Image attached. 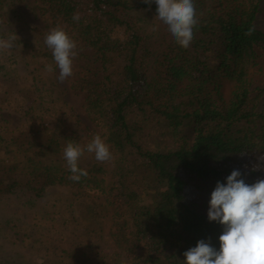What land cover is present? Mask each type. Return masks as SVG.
I'll list each match as a JSON object with an SVG mask.
<instances>
[{
    "label": "trees",
    "instance_id": "1",
    "mask_svg": "<svg viewBox=\"0 0 264 264\" xmlns=\"http://www.w3.org/2000/svg\"><path fill=\"white\" fill-rule=\"evenodd\" d=\"M38 1L77 39L76 58L89 75L73 88L84 93L90 120L118 157L100 162L83 154L78 164L88 175L73 181L64 149L90 141L79 134H35L29 147L40 150L6 171L0 197L17 189L40 194L46 185L65 182L97 193L87 197L78 222L83 229L70 243L76 248L58 250L68 258L64 264H184L183 253L199 240L218 249L223 226L207 218L217 181L225 183L233 170L249 185L264 179V87L250 77L257 49L264 47V31L255 25L260 0H193L197 24L187 48L166 24L163 36L151 37L133 18L142 10L156 14L155 2ZM118 27L127 41L113 35ZM124 50L126 61L118 65ZM223 80L233 82L228 98ZM153 129L167 138L145 149L139 136ZM126 153L134 160L126 162ZM101 206L114 220L111 254L94 243L101 236ZM90 252L95 255L87 260Z\"/></svg>",
    "mask_w": 264,
    "mask_h": 264
},
{
    "label": "rangeland",
    "instance_id": "2",
    "mask_svg": "<svg viewBox=\"0 0 264 264\" xmlns=\"http://www.w3.org/2000/svg\"><path fill=\"white\" fill-rule=\"evenodd\" d=\"M126 1L135 4L144 0ZM259 9L255 25L264 31V0H260ZM132 15L151 37L165 34L163 22L155 13L142 10ZM57 27L75 41L76 51L78 43L73 33L64 24L52 21L38 0H3L0 4V38L17 35L14 47L0 51V180L6 177L7 170L25 164L26 157L40 150L38 145L29 147L35 134L44 137L53 133L79 134L90 142L98 135L99 127L90 120L85 109L84 93L73 88L89 71L84 70L75 56L72 76L63 82L58 79L59 69L44 42L46 35ZM113 35L127 41L124 27L116 28ZM257 52L258 64L251 68L250 77L254 85L264 87V47ZM126 55L125 50L120 53L118 65L125 63ZM49 64L54 69L51 73L46 71ZM222 83V93L228 98L233 82L223 80ZM159 132L153 129L139 136L145 149H156L164 144L167 135L161 136ZM42 140L39 138L38 142ZM84 154L89 161L94 155L87 151ZM124 160L131 162L134 155L126 153ZM86 161L81 160L80 164ZM87 197L96 198L97 193L79 182L46 185L40 194L27 195L20 189L3 194L0 197V264H64L62 260L68 258L60 257L58 250L76 248L77 245L71 247L70 243L75 231L83 229L78 222ZM100 208L102 228L98 233L101 236L94 240L99 250L95 251L111 254L117 248L114 220L109 209ZM94 255L90 252L87 260Z\"/></svg>",
    "mask_w": 264,
    "mask_h": 264
},
{
    "label": "clouds",
    "instance_id": "3",
    "mask_svg": "<svg viewBox=\"0 0 264 264\" xmlns=\"http://www.w3.org/2000/svg\"><path fill=\"white\" fill-rule=\"evenodd\" d=\"M150 4L152 0H144ZM156 16L167 25L177 44L187 48L193 39V28L197 24L193 0H154ZM74 20L79 16L74 15ZM155 30V29H154ZM250 34V32L248 33ZM17 39L15 33L6 39L0 38V51L10 50ZM51 50L58 79L63 82L72 76L73 59L77 55L76 43L62 28H53L45 37ZM46 71L53 72L51 64ZM94 153L100 162L112 159L109 145L100 135H95L85 147L69 142L64 149V159L71 173L70 179L79 181L88 175L79 167L84 152ZM207 218L223 226L219 235V248L204 240L183 253L184 264H264V179L252 184L245 183L239 170H233L226 182L217 181L210 194Z\"/></svg>",
    "mask_w": 264,
    "mask_h": 264
}]
</instances>
